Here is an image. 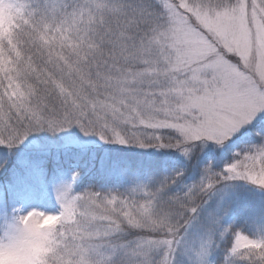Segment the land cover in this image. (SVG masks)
<instances>
[{
  "label": "snow or ice",
  "instance_id": "snow-or-ice-1",
  "mask_svg": "<svg viewBox=\"0 0 264 264\" xmlns=\"http://www.w3.org/2000/svg\"><path fill=\"white\" fill-rule=\"evenodd\" d=\"M37 232L39 264H264V0H0V249Z\"/></svg>",
  "mask_w": 264,
  "mask_h": 264
},
{
  "label": "rangeland",
  "instance_id": "rangeland-1",
  "mask_svg": "<svg viewBox=\"0 0 264 264\" xmlns=\"http://www.w3.org/2000/svg\"><path fill=\"white\" fill-rule=\"evenodd\" d=\"M101 149L107 150L114 155H116L119 158L127 159V160H132L135 159L139 156L142 157V150L139 149H123V148H118L116 146H106V145H99V142H95ZM28 147V142L25 143V145H21L20 149L18 151L23 152L27 149ZM90 164L85 166V173L81 177V180L78 182L77 187L79 186L80 183L87 185L90 183H95L97 185H102L106 183V178L101 176L100 174L97 173L96 168H95V159L93 156H90ZM63 167L65 169V175H67L68 171L72 167H74V164H65V162H62ZM90 176H93L90 177ZM44 207H47L49 210L51 209V205H44ZM43 210V207L41 208ZM39 228H44V227H39ZM29 244L34 246V247H29L28 252H27V259L32 262V264H39V261L41 260L42 256L46 252L45 248V243L42 238V236L37 232L32 240L29 241ZM18 249V248H17ZM14 249V250H17ZM12 251V250H10Z\"/></svg>",
  "mask_w": 264,
  "mask_h": 264
},
{
  "label": "clouds",
  "instance_id": "clouds-1",
  "mask_svg": "<svg viewBox=\"0 0 264 264\" xmlns=\"http://www.w3.org/2000/svg\"><path fill=\"white\" fill-rule=\"evenodd\" d=\"M54 221L50 217L40 219L37 227H47ZM35 224V221H34ZM29 247H34L28 243L22 245L17 250L0 249V264H32L26 257Z\"/></svg>",
  "mask_w": 264,
  "mask_h": 264
},
{
  "label": "trees",
  "instance_id": "trees-1",
  "mask_svg": "<svg viewBox=\"0 0 264 264\" xmlns=\"http://www.w3.org/2000/svg\"><path fill=\"white\" fill-rule=\"evenodd\" d=\"M89 157H90V156H89ZM89 157H86V158H85V160H84V162H83V166H84V167H85L86 165H89V164H90V158H89ZM142 157H143V153H142ZM142 157L139 156V157H137V158H135V159H132L131 161H132V162H143ZM163 159H164V160H171L172 157H171V156H168V155H165V156H163ZM62 162H65V164H73L72 159L69 158V157H65V158L63 159V161H61L60 163L63 164ZM74 166H75V165H74ZM90 177L93 178V176H90Z\"/></svg>",
  "mask_w": 264,
  "mask_h": 264
}]
</instances>
